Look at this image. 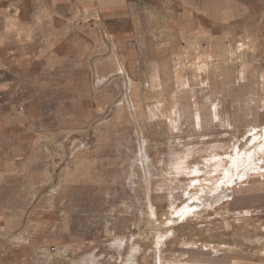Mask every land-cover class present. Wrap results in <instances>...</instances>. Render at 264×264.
<instances>
[{"label": "crops", "instance_id": "obj_1", "mask_svg": "<svg viewBox=\"0 0 264 264\" xmlns=\"http://www.w3.org/2000/svg\"><path fill=\"white\" fill-rule=\"evenodd\" d=\"M198 54L218 116L264 131V0H0V264H21L12 236L29 217L9 203L33 202L115 106L177 105Z\"/></svg>", "mask_w": 264, "mask_h": 264}, {"label": "rangeland", "instance_id": "obj_2", "mask_svg": "<svg viewBox=\"0 0 264 264\" xmlns=\"http://www.w3.org/2000/svg\"><path fill=\"white\" fill-rule=\"evenodd\" d=\"M182 61L193 88L178 92L177 105L149 96L141 105L115 106L110 122L102 117L83 139L68 141L51 185L33 202L9 203L10 209L29 211L22 234L12 236L21 264H93L88 262L92 254L98 264H121L133 237L140 245L134 264H264V170L230 178L232 194L226 201L197 206L184 217L171 213L172 200L183 207L190 199L185 190H214L224 181L232 139L241 142L250 131L242 117L234 122L218 116L213 91L200 84L204 58L198 54ZM209 94L210 103L205 100ZM175 136L191 147L173 148ZM143 137L153 178L139 201L123 187V167L133 151L139 152ZM261 161L264 165V156ZM168 162L180 165L166 166ZM199 165L204 169L198 170ZM159 231L170 232L162 246L156 245ZM128 235V244L115 246Z\"/></svg>", "mask_w": 264, "mask_h": 264}, {"label": "bare ground", "instance_id": "obj_3", "mask_svg": "<svg viewBox=\"0 0 264 264\" xmlns=\"http://www.w3.org/2000/svg\"><path fill=\"white\" fill-rule=\"evenodd\" d=\"M174 138L177 141L175 144V147L181 148L183 146H188L190 144V142H182L181 143L180 140L178 141V137H176V136L173 137V139ZM202 139H199V140H202ZM142 140L146 143V146L142 148V145L139 144L138 145L139 152L138 153L133 152L132 155H129V157H128L129 161L127 160L128 163L126 162L127 164H126L125 168L123 167V170L125 171L124 172L125 175H124L123 187L125 189H129L133 193L137 194L139 201H141V198H142V197H140L139 193L143 192V194H146L148 192L147 181L152 182L151 180L153 178V174H152V170H151L152 166H151V162H149L150 158H149L147 151H145L147 149V139L143 138ZM254 141L256 142L255 146L259 145L260 146L259 148L263 147V145H264V131L263 130H260L257 132H252L250 135L245 137V140H243L241 142L238 141V139H232L230 146H232L233 149H231L230 152L226 155V161H225L226 166L224 167V172H223L224 173V176H223L224 181L220 180L218 183H216L215 188L213 187L214 190L208 191L207 189H209V188H207V189L202 188V189H200L201 191L195 192L193 194H191L189 191L185 190L186 194L189 195L190 199L188 198L189 199L188 202L183 207L174 206V200H172L171 204H170L171 213H174L175 216L178 215L179 217H182V216L184 217L187 214H190L192 210L196 209L197 206L208 205V204H209V206H211L215 202L221 201V199L226 201V199L229 196H231V194H232L231 190H230L231 185H228V180L230 178H232L236 174H238V176H236L235 179H237L238 177H240V179H241L242 175H246V174L248 175L249 173L254 174L258 171L264 170L263 169L264 165L261 164L262 163V161H261L262 157L259 156V154H251V152H249L251 149L248 147V145H249V143L254 142ZM255 149H257V148L255 147ZM137 151H138V149H137ZM228 162L230 165L228 164ZM166 164H168L166 166H178V165H180V164H176L174 162H168ZM250 167L254 168V169H250ZM202 169H204V167L199 165L198 170H202ZM138 170H140L141 176L138 174ZM150 208H151L152 215L156 216L154 208L152 206H150ZM174 221H175V219H174ZM149 223H152V222H149ZM158 235L160 237L157 239L156 245L162 246L163 243L165 244V240L170 237V232L166 233L165 231L164 232L159 231ZM130 236L129 235L128 236H122L123 238L119 237V240L114 242L115 246L119 247V248H123L125 245L124 243L126 241H127V244L129 243V240H130L129 237ZM129 245H131L130 250L127 254V257L122 259L121 264H134V262H135L136 257L134 258L133 253L137 249L140 248V245L137 244V240H134V237L131 238V244H129ZM85 259L86 258H84L83 261ZM88 262L89 263L93 262V264H98V262L100 263L101 261H100V259L97 258L96 255L92 254L88 258Z\"/></svg>", "mask_w": 264, "mask_h": 264}]
</instances>
